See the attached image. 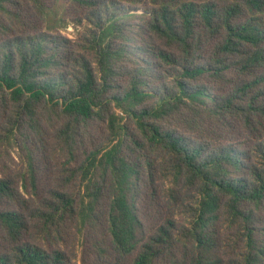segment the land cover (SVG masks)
<instances>
[{"label":"trees","instance_id":"trees-1","mask_svg":"<svg viewBox=\"0 0 264 264\" xmlns=\"http://www.w3.org/2000/svg\"><path fill=\"white\" fill-rule=\"evenodd\" d=\"M0 264H264V0H0Z\"/></svg>","mask_w":264,"mask_h":264},{"label":"rangeland","instance_id":"rangeland-1","mask_svg":"<svg viewBox=\"0 0 264 264\" xmlns=\"http://www.w3.org/2000/svg\"><path fill=\"white\" fill-rule=\"evenodd\" d=\"M76 32L77 30L74 29V27L70 23L67 24L64 29L60 30L61 35L68 39H73L76 36Z\"/></svg>","mask_w":264,"mask_h":264}]
</instances>
